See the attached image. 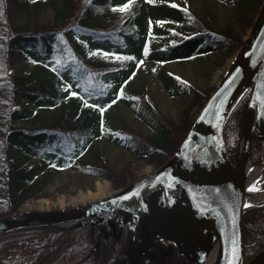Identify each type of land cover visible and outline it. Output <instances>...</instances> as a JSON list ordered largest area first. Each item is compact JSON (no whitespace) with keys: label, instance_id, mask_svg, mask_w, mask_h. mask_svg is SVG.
<instances>
[{"label":"trees","instance_id":"obj_1","mask_svg":"<svg viewBox=\"0 0 264 264\" xmlns=\"http://www.w3.org/2000/svg\"><path fill=\"white\" fill-rule=\"evenodd\" d=\"M206 1L194 10L190 1L176 0H0V218L44 196L69 171L108 179L116 188L132 183L129 168L112 165L105 146L145 163L161 165L170 158L209 92L166 65L237 48L242 38L233 24L249 28L262 2ZM220 4L230 7L233 21L218 28ZM49 11L51 28L17 25L34 23ZM144 64L153 66L155 79L170 95L189 99L195 112L187 110L178 122L166 118L143 87L132 85ZM246 100L244 94L223 129L232 155L230 122L243 119ZM122 108L154 136L136 131ZM250 146L257 161L255 134ZM250 223L244 230L247 258L264 245V221ZM71 224L0 233V264H95L86 256L89 245L74 234L77 230L67 229Z\"/></svg>","mask_w":264,"mask_h":264},{"label":"water","instance_id":"obj_2","mask_svg":"<svg viewBox=\"0 0 264 264\" xmlns=\"http://www.w3.org/2000/svg\"><path fill=\"white\" fill-rule=\"evenodd\" d=\"M247 94L234 155L223 128ZM255 133L264 142V0L242 43L172 156L157 170L96 202L51 211L18 212L0 218V233L33 224L76 221L70 229L103 224L136 228L130 255L160 238L173 244L188 264H261L264 247L247 259L243 211L249 203L247 163ZM262 146V145H261ZM264 160L257 167H263ZM162 201V205L159 204Z\"/></svg>","mask_w":264,"mask_h":264},{"label":"rangeland","instance_id":"obj_3","mask_svg":"<svg viewBox=\"0 0 264 264\" xmlns=\"http://www.w3.org/2000/svg\"><path fill=\"white\" fill-rule=\"evenodd\" d=\"M176 1L181 4H184L186 1H190L194 10H198L199 5H208L206 0ZM227 8L229 9L230 7L225 4H220V7H218V28L223 27L227 22H229V20L233 21V14H231ZM228 17L232 18L228 19ZM17 25L18 27L22 26L24 29L32 31L51 28L53 27V14L51 11H49L44 17L34 23H26L25 21L21 20L19 21V23H17ZM233 27L236 34L241 36L242 43V40L247 34L250 27L245 28V26H241L238 23L233 24ZM239 47L240 45L237 48L222 50L212 55L203 56L189 61H171L166 65V70H168L172 74L181 76L182 78L186 79L189 83L198 87L202 91L207 90L210 96L211 92L215 87V84L222 77L228 63L230 62ZM220 63H222V66L219 65ZM152 68L153 66L149 64H144L140 68L138 76L133 77L132 85L139 88L143 87V89L154 99L161 113L170 120H173L175 122L180 121L183 115L187 112V110L190 111L189 113H194L195 108L192 106L191 101L187 98L175 97L170 95L162 86V84L155 79V76L152 72ZM198 111L196 112L194 118L196 117ZM121 113L126 117L128 122L136 131L146 136H154L153 130L140 118L131 113L128 109L122 108ZM243 120L244 117L243 119H241L240 117H232L231 119L227 141L233 150L235 149L237 138L239 136L243 124ZM17 125L23 124L18 123ZM98 144L103 147L104 141L100 140ZM256 146V149L258 150L255 151L262 152L263 148L261 144L258 143L257 139ZM104 149L108 154L110 163L116 166L117 169H124L125 167L129 168L133 175V180H137L147 174L154 172L168 160L167 159L161 165L156 163H145L136 159L131 153L123 151L121 149L114 148L111 146H105ZM255 151V155H257ZM252 155L254 156L253 153ZM252 155L251 146L249 145V158L251 165H259L261 157L259 156V159L257 161H253L254 158ZM263 184L264 180L257 181L255 187L262 189L264 187ZM117 189L118 188H116L113 183L108 179L81 176L78 173L69 171L63 173L56 180V182L51 185L49 189H47L44 196L31 199L22 203L15 213L33 210L51 211L76 207L84 205V203L81 202L80 195H84V197L89 198L91 195L99 196L105 194V197H107L113 194ZM22 207L31 208L23 210Z\"/></svg>","mask_w":264,"mask_h":264},{"label":"flooded vegetation","instance_id":"obj_4","mask_svg":"<svg viewBox=\"0 0 264 264\" xmlns=\"http://www.w3.org/2000/svg\"><path fill=\"white\" fill-rule=\"evenodd\" d=\"M260 174L264 175V169ZM262 180H264V177ZM262 189L256 188V192L250 195H258ZM159 204L161 205L162 201H159ZM258 218L264 221V204L246 208L243 211V230L246 226L249 230L250 221H255ZM112 223V228H107L99 223L93 227L84 226L74 232L78 237H82L85 244L89 245L86 256L92 255L95 264H187L173 244L160 238H155V241L148 244L145 252L130 256L126 255L133 248L136 228L131 223H125L120 227L117 220ZM258 235L260 234L257 233L256 236ZM246 247L249 248L250 244L247 243Z\"/></svg>","mask_w":264,"mask_h":264},{"label":"bare ground","instance_id":"obj_5","mask_svg":"<svg viewBox=\"0 0 264 264\" xmlns=\"http://www.w3.org/2000/svg\"><path fill=\"white\" fill-rule=\"evenodd\" d=\"M246 103H247V100H246ZM238 138H239V136H238ZM238 138H237V142H238ZM237 142H236V144H237ZM261 145H262L263 150H262V152H259V155H260L261 159L264 160V142ZM246 168H247V182H246L247 186L255 187L256 182L262 180L264 175H261L259 169L255 166H251V164L249 165L247 163ZM105 196H106L105 194H102L99 196L91 195L89 198H86V197H84V195H80L81 202L84 204L96 202V200L102 199ZM247 202H249V203H263L264 202V188L261 190L260 194L254 196L252 198H248ZM29 208H31V207H22L23 210L29 209ZM213 259L214 258H212V256H210L204 264H212ZM261 264H264V262H262Z\"/></svg>","mask_w":264,"mask_h":264}]
</instances>
